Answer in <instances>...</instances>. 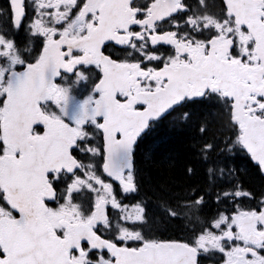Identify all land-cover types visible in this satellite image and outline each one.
Returning <instances> with one entry per match:
<instances>
[{
    "label": "snow or ice",
    "instance_id": "obj_1",
    "mask_svg": "<svg viewBox=\"0 0 264 264\" xmlns=\"http://www.w3.org/2000/svg\"><path fill=\"white\" fill-rule=\"evenodd\" d=\"M214 7L7 0L0 8L27 36L22 46L0 30V264H202L216 253L218 264H264V194L236 183L216 193L207 219L202 189L160 196L166 219L195 224L185 241L153 238L143 201L129 208L114 190L113 181L139 194L134 149L146 130L169 110L208 100L224 109L227 151H245L264 174V0ZM93 65L98 82L77 99L74 89L89 81L81 69ZM84 190L94 199L81 201ZM242 198L256 206L241 207ZM229 202L234 209H220Z\"/></svg>",
    "mask_w": 264,
    "mask_h": 264
},
{
    "label": "trees",
    "instance_id": "obj_2",
    "mask_svg": "<svg viewBox=\"0 0 264 264\" xmlns=\"http://www.w3.org/2000/svg\"><path fill=\"white\" fill-rule=\"evenodd\" d=\"M188 120L181 113L165 117L155 125L148 137L141 142L137 152V178L141 194L148 197L150 209L156 221L155 226L174 234L175 227L182 221L185 228L194 225L186 218L166 219L159 209V197L182 195L192 188L210 193L207 205L199 213L202 219L217 212L216 193L229 191L239 183L244 190L258 195L264 186L261 174L245 151L225 147V140L231 132L225 126L226 115L215 101L195 104L186 110ZM184 112V111H182ZM202 125L207 132L199 131ZM234 139V136H232ZM206 143L217 145L214 151H204ZM193 169L191 174L187 169ZM209 169L213 170L210 175ZM220 169L224 172L221 174ZM220 209L227 205H220Z\"/></svg>",
    "mask_w": 264,
    "mask_h": 264
},
{
    "label": "flooded vegetation",
    "instance_id": "obj_3",
    "mask_svg": "<svg viewBox=\"0 0 264 264\" xmlns=\"http://www.w3.org/2000/svg\"><path fill=\"white\" fill-rule=\"evenodd\" d=\"M207 2L209 3V10L216 11L217 8L214 6L219 5L221 3V0H207ZM6 3H7V0H0V8L4 7ZM0 30L8 32L9 36L14 37L17 40V42L20 43L22 46L24 44H27L26 34L23 31H17L14 28L8 13L0 15ZM36 43L38 44L39 42L37 41ZM81 70L85 71L88 74L89 81L82 82L80 85L76 87V89H74L73 95H75L77 99H83L91 93L93 82L94 81L98 82L97 77L100 75L99 69H96L94 65L85 66ZM99 139H100V142L102 143V138H99ZM134 152H135V149H134ZM100 163H102V161H100ZM113 184H114V190L117 194V198L123 204H127L129 208H131L132 205L143 201L145 208H146V212L148 213V216H149L150 232L153 238L188 240L191 237L192 230L195 227V225H193L192 227L185 228L182 224V221L180 220L181 224H178L175 227L176 231L174 232V234L166 233L165 230H162L161 228H158L155 226L156 221H154V216L150 209V203L148 202L149 198L148 197L144 198L146 196L145 194H141V192L139 194H135V193L125 194L119 188L118 182L113 181ZM79 199L81 201L87 202L90 199H94V195L91 193H88L87 190H84L81 194H79ZM108 212H109L110 217L113 218V222L115 223V217H116L118 210L112 209L111 206L109 205ZM220 259H221V254L219 253H216L215 255H204L202 256V264H218V261Z\"/></svg>",
    "mask_w": 264,
    "mask_h": 264
},
{
    "label": "water",
    "instance_id": "obj_4",
    "mask_svg": "<svg viewBox=\"0 0 264 264\" xmlns=\"http://www.w3.org/2000/svg\"><path fill=\"white\" fill-rule=\"evenodd\" d=\"M170 111V110H169ZM254 162V161H253ZM255 163V162H254Z\"/></svg>",
    "mask_w": 264,
    "mask_h": 264
}]
</instances>
